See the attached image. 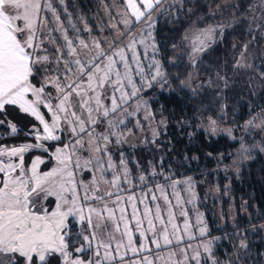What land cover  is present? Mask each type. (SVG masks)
I'll return each instance as SVG.
<instances>
[{
    "label": "snow or ice",
    "instance_id": "obj_1",
    "mask_svg": "<svg viewBox=\"0 0 264 264\" xmlns=\"http://www.w3.org/2000/svg\"><path fill=\"white\" fill-rule=\"evenodd\" d=\"M163 4L121 0V10L109 17L114 34L104 47L105 41L93 39L86 23L79 28L71 14L65 24L56 0H0V131L7 134L0 136V264H53L55 258L57 264H156L151 246L159 251L174 240L180 246L179 254H170L174 264H220L199 214L192 224L185 210L194 193L185 201L176 190L181 182L171 181L173 204L166 190L170 177L137 161L141 191L147 192L143 198L125 196L130 189L124 185L135 184L137 177L124 151L119 161L112 151L134 131L128 128L134 116L143 130L129 101L156 84L167 85L150 31L153 13L171 7ZM137 24L146 28L137 32ZM215 35V29L206 30L193 42V52L203 51ZM145 58L153 62L146 66ZM130 72L147 82V90L129 93L135 83ZM144 103L145 120L151 121ZM12 113L30 119L25 141L13 139L20 129ZM215 125L211 120L212 133ZM36 152L29 163L26 154ZM49 162L52 167L42 171ZM158 176L164 182L152 188ZM184 183L192 193L191 180ZM177 210L185 218L182 228ZM240 247L248 248L246 238Z\"/></svg>",
    "mask_w": 264,
    "mask_h": 264
},
{
    "label": "trees",
    "instance_id": "obj_2",
    "mask_svg": "<svg viewBox=\"0 0 264 264\" xmlns=\"http://www.w3.org/2000/svg\"><path fill=\"white\" fill-rule=\"evenodd\" d=\"M96 12L98 0H63L60 8L65 24L69 14L73 23L81 16L94 35L99 34ZM201 14L204 18L199 19ZM194 21L199 27L212 22L201 0H184L175 15L158 22L155 37L162 53L167 85L156 84L146 89L142 97L148 101L153 120H166L165 133L132 152L124 151L147 169L155 167L172 178H190L196 183L197 206L204 215L208 233L211 238H219L213 251L220 263L230 259L236 264H263L264 156L256 153L233 171L230 166L238 142L222 134L212 137L198 127L208 117L226 126H239L256 108L264 109V59L257 50L264 43V30L252 39L247 22L241 20L225 30L222 39L192 65L183 33ZM248 41L252 42L247 44ZM245 45L253 53L254 66L260 63L262 77L254 69L240 70L233 66V54ZM195 78L201 80L199 90L194 87ZM10 118L20 129L13 139L17 143L25 141L24 130L30 119L17 113H12ZM5 135L0 131V136ZM33 154H26V158ZM129 167L132 173L136 172L137 162L129 161ZM157 178L162 180L161 176ZM204 183L215 186V194L205 196L201 189ZM219 212L223 219L220 227ZM245 238L246 250L240 247V240ZM57 260L53 259V264Z\"/></svg>",
    "mask_w": 264,
    "mask_h": 264
},
{
    "label": "rangeland",
    "instance_id": "obj_3",
    "mask_svg": "<svg viewBox=\"0 0 264 264\" xmlns=\"http://www.w3.org/2000/svg\"><path fill=\"white\" fill-rule=\"evenodd\" d=\"M201 1L205 3L206 15L210 16L212 22L199 27L197 23L194 21L183 33V40L185 42L186 47L189 50V56L192 60V65H195L196 60L202 54H204L212 45H214L216 42L222 39V36L219 34L220 32L224 33L225 30L230 29L241 20L247 22L248 30L252 34V39L257 35H262L264 30V0H201ZM183 2L184 0H164L163 7H168L169 5H171L169 10L167 12H164L162 15L159 14L158 12H154L152 16L154 21V28L150 29V31H152V39H154L155 46L158 49L156 53V59L162 65L164 73H165L164 61L162 59V53L159 47V42L155 37L157 31V24L163 17H166L168 15H175V11L182 6ZM56 7L59 10L61 7H63V4L60 3V0H56ZM120 10H121V0H98V12L94 13V15H95V22L98 26L99 34L94 35L93 33H91V37L93 39L104 40L105 41L104 47H107L109 36L114 34L110 27L113 21L110 20L109 17L116 16L117 12ZM49 18H51V13H49ZM201 18H204L203 14L199 16V19ZM67 23H69L68 20ZM85 23H86L85 19H83L81 16H78L76 18V24L78 25L79 28L83 29L85 27ZM120 27L124 28L125 26L121 24ZM145 28H146L145 24L136 25L137 32H141ZM209 29H215L216 32L215 39L213 41H210L208 43V46H206L203 51L193 52V42L196 41L198 37H201L202 34H204L206 30ZM88 35L89 34L85 32V36ZM252 41H248L247 44L251 43ZM149 43H151V41H149ZM257 50L260 52V54L263 56L264 59V43L261 44V46ZM147 51H148V56L151 57L152 49L149 48ZM242 53L243 56L241 55ZM139 54L142 58L144 57L145 48L143 44H141L139 48ZM129 55H131V53H129ZM233 57H234L233 59H235L233 66L236 67L237 69L245 70L251 68L254 69L260 77L263 76V72L259 68L260 63H257L256 66H254L253 53L248 48H245V46H243L240 51L234 53ZM237 61L240 62V66H237ZM143 62L147 66L153 61L151 59L145 58ZM133 68H135V64H133ZM129 75L133 78L135 82L133 86H129L128 88L129 93H131L134 90V88L143 87L144 89H147V82L144 81V83L141 84L140 76L135 75L133 72H130ZM194 83H195L194 87L199 90L202 85L201 80L195 78ZM142 93L143 92L138 93L140 99L133 98L131 101H129V104L131 105V108L133 110H136V115L139 116V119L142 122L143 130H141V125L137 124L136 118L134 116L131 120V123L128 125V128L133 129L134 131L126 134L125 143L122 146L115 144L112 145V151L115 154V159L117 161H119L120 151L129 149L132 152V150L145 146L147 144V141L152 143L155 139H157L159 136L165 133V129H166L165 119L163 118H161L160 120L152 119L151 121L145 120V103H144L145 101L147 102V111L151 112V110L149 108L147 99L142 97ZM137 105H139L138 110H137ZM211 120H215V119L208 117L206 120L201 122L198 128L202 129L212 137L221 134L226 135L230 139L237 141L239 144V148L234 156L233 163L230 166L231 170L236 171L238 165L249 161L256 153H259L264 156V150H262L261 148V145H264V109L256 108L253 112V115L249 119L241 123L239 126H226L220 123L219 121L215 120L216 121L215 127L217 129L215 133L211 132V128H210ZM153 131H156L158 135L154 137ZM124 153L128 161H131L136 164L137 161L133 156L128 157L125 151ZM38 154L40 153L36 152L33 154V156L28 157V162L30 163L31 159ZM45 158H47L46 154H45ZM40 167L42 171H48L52 167V162H49L46 165H41ZM129 170L131 172L130 167ZM135 171L136 172L134 173L131 172L134 177H137L135 184L124 185L126 189H130V191L124 193V195L127 196V195L135 194L136 196L143 198L145 192H147V188L145 187L144 191L143 192L141 191L142 186L140 185V181L138 179V174L140 170L137 167ZM85 175H89V174L86 173ZM166 175L170 177L169 174ZM108 178L111 179L110 174ZM161 179L162 180L159 181V179L157 178L156 181L151 184V187L155 188L156 183L164 182L163 177H161ZM189 179L190 178L177 179L170 177V180L166 182V190L170 198L172 199L173 204L176 203V197L173 194L171 181L178 180L181 182L179 185H177L176 190L177 192L182 194L183 199L185 201L189 200L192 197V194L194 193V198H192V202L184 206L185 210L189 212L190 222L192 224L197 223V214H199V217L202 219L203 224L207 227V224L204 220V215L197 206L198 193L196 190V183L193 180L190 179L192 184V193L186 191L187 184H185L184 182ZM201 189L205 196L206 195L212 196L216 192L215 186H212L209 183L202 184ZM151 195H152L151 193H148L149 199L151 198ZM156 195L160 196L161 194L157 192ZM160 204L165 208L167 207V202L163 199L160 200ZM140 209L142 212L144 209V205H140ZM130 213H131V208H129V214ZM184 219H185L184 216L179 212V210H177V222L180 223L181 228L183 227ZM222 224H223V219L221 213L219 212L218 227H220ZM136 239H139L138 234L136 236ZM213 240L215 244L216 239L213 238ZM185 243H187V239H185ZM151 247L153 249L152 255L154 257H157L156 264H174V260L172 261L169 260L171 252L174 250L177 254L180 253V246L176 244L175 240L173 241L172 245H169L167 248L162 247V249L159 251L155 249L154 245H152ZM235 252L237 254L238 250H236ZM4 259L7 260V257H5ZM230 261L232 262V264H236V262L230 259H227L224 263H220V264H229Z\"/></svg>",
    "mask_w": 264,
    "mask_h": 264
}]
</instances>
